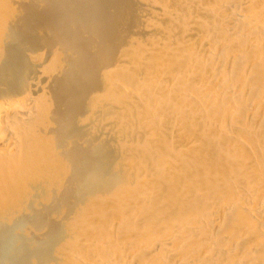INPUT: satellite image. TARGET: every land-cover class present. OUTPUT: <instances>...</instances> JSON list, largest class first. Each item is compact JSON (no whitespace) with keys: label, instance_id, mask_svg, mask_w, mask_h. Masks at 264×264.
Listing matches in <instances>:
<instances>
[{"label":"bare ground","instance_id":"bare-ground-1","mask_svg":"<svg viewBox=\"0 0 264 264\" xmlns=\"http://www.w3.org/2000/svg\"><path fill=\"white\" fill-rule=\"evenodd\" d=\"M21 5V0H0V264H32L31 259L43 263L59 245L62 233L75 234V242L57 252L55 264H264V0L143 4L151 17L162 16L164 21L154 28L159 37L150 38L161 54L158 51L159 58L154 55L142 73L138 61H132L134 66L124 77L138 80L150 98L149 91L158 92L154 99L137 103L147 116L145 123L151 109L159 110L161 117L150 119L149 129L142 124L145 130H137L136 122L131 127L139 135L144 132V137L148 133L157 144L143 143L149 148L141 149L137 140L133 146L140 147L132 149L128 138L131 149L126 145L130 153L128 159L123 157L124 170L108 178L101 169L100 144H92L88 151L78 149L77 154L76 150L78 168L72 175L76 182L69 181L75 184L71 188L64 184L69 188H63L62 194L70 191L82 197L105 190L107 196L102 191L100 198H107L110 205L107 208L103 202L101 207L99 198L98 206L93 205L100 210L96 207L98 213L88 215L85 226L75 228L72 220L64 225L60 221L62 225L39 240L34 225L23 230L21 212L40 211L43 203L38 197L50 198L64 186L55 189L52 180L58 161L54 156L59 154L51 144L55 88L40 57L16 44ZM21 60L27 63L24 75ZM86 215L85 220L78 219L85 222Z\"/></svg>","mask_w":264,"mask_h":264},{"label":"rangeland","instance_id":"rangeland-1","mask_svg":"<svg viewBox=\"0 0 264 264\" xmlns=\"http://www.w3.org/2000/svg\"><path fill=\"white\" fill-rule=\"evenodd\" d=\"M146 1H148V0H21V3H22L21 12L22 13H21L20 17H21L22 21H21L20 29L18 30L19 33L15 34V37L17 38L16 44H18L19 49L21 51H25V52H29V53L31 52V53L37 55V57L39 56L40 62L42 63V64L41 63L40 64H41V66H43V68L46 72V75H50V77H51V83H50L51 87L55 88L54 90L52 89V92H51V95H53V97L51 96L53 98L52 103H51L52 104L51 119L54 117L53 123H55L54 129H53V132L51 135L52 136L51 140L53 141V142L51 141L52 142L51 144L53 146L55 154L59 153L63 156V158H61L62 156L59 154L54 156V157L57 156L58 164H59V162H65V161L67 163V164L66 163H60L58 166V169L62 170L63 172L59 171V170H54V168L57 169V165H56L57 162H55L53 164V167L55 166L53 168V173L54 172L55 173L52 176V180H53L54 186H56L54 188L55 189L58 188L59 185L61 184L64 186V187L61 186L62 190L61 191L55 190L53 195L50 196V198L43 196V194L41 195V197H38V200L43 203V206L41 207L40 211L37 210L36 212L31 213V214H30V212H27L30 215L27 214L26 212H21L22 218L20 220L22 221V223H24V225L22 224L24 226V227H22L23 230H29L34 225L33 229H35V232H37V233H35L36 234L35 235L36 240L37 239L39 240L40 235H41L40 239H42V237L44 238L45 235H47L49 233V230L53 229L54 227H59L61 222H62V224L63 223L70 224L71 220H72L73 222L71 224L75 228L83 227V225L85 226L87 223H89L88 215L89 214L94 215L93 214L94 210H96L98 208L97 204L100 203L99 198L102 197L101 196L102 191H104L103 192L104 195L106 193L105 190H102V191L99 190L98 191L99 193L94 192V195L93 194L90 196L89 195L88 196L82 195L83 198L80 195H76V194L75 195L77 197L74 196V194H73L74 192L71 193L70 191L63 192V194H62L63 188L66 189L68 184H69V187L71 188V185L76 182L75 177L73 178V176H72L73 173L75 174L76 169L78 168L77 167L78 165H76V164H78L77 163L78 157H77V155H75L76 150H77L76 151V154H77L78 149L80 151V149L83 150V147H84V149L87 148V149H85V151H88V150H90V147L92 148L94 145L100 144L99 147H100V152H101L100 155L101 156H100L99 160H100L102 167H105V168L101 167V169H102L103 176H104V174L105 175L107 174L106 175L107 177L106 176L105 177L108 178L111 175L118 174V172H120V171L123 172L124 167H125L124 164L126 163L125 160L129 158V157H126V156H128V155H126V153H128V154L130 153L129 149H131V145H132V149L135 147L139 148L140 146H137V145L140 143L141 146L143 145L142 147H140L141 149H143V148L148 149L149 147L155 146L157 144V143H155V141H150V139L148 137V133H147V137H144V136H146V134L144 132H141L139 135V134H137V130L149 129L150 124L148 123V121L150 119L152 120L156 116V114L158 115V116H156L158 118L160 116L159 115L160 111L159 110L154 111L153 109H151L153 112H151L152 115L150 114L151 116H149V118H148L149 120H147V122H146L148 124H146L144 122V120H145L144 118H146L147 116L145 117L143 112L140 113V110L142 111L143 109L140 108V105H139L140 103L138 104L137 102H139V100L141 101L143 98H144V100L148 99V98H149V100L152 98L154 99L155 97L158 96V92H156L154 90L149 91V94L151 93L154 96V97L152 96L150 98V97H148V94L145 93V88H143V85H142V87H141V85L138 86V82H139L138 80L132 81L130 78H128V79L125 78L126 77L125 74H127V72L132 68V66H134L132 64L133 63L132 61H134V60L138 61L139 69L142 70V71H140V70L139 71L142 73L149 66L148 63L153 61V58H155V56H157L156 59L159 58L158 57V51L159 50H157V48L159 46L155 43L156 41H154V40L152 41L154 44L150 43L151 42L150 38L151 37L156 38L157 36L159 37V34H156L157 32H156V29H154V28L157 26H160L164 21L161 20L162 16L161 17L160 16H153L154 17L153 18V17H151L150 13L146 12V8H144ZM149 1H153V0H149ZM32 11H33V14H32ZM157 23L159 25H157ZM152 24H153V26H152ZM146 25H147V28H146ZM148 26H150V27H148ZM148 28H150L151 31H149L150 29H148ZM33 32H35V33H33ZM148 33L151 35H149ZM149 43H150V45H148ZM140 45L142 47H140ZM139 49H141L142 51H140ZM40 50H42V52ZM134 50L135 51L137 50V51L135 52ZM122 51H124V52H122ZM153 51L156 53H154ZM161 52H162V50H161ZM132 53H134L133 54L134 56L132 55ZM159 53H160V51H159ZM138 54H139V56H138ZM142 54L144 56H142ZM123 55H124V57H123ZM129 56H130V58H129ZM135 57H137V58H135ZM131 58H133V59H131ZM88 59H90V60H88ZM91 59L94 62H92ZM46 61H49V62L46 63ZM140 61H143V63ZM145 62L147 64H144ZM24 63H25V60H21V65L24 67L23 68V71H24L23 75L25 74V72H26V74L28 73V71L26 69L27 63H25V64ZM76 63H78V64H76ZM131 64H132V66H131ZM77 67H79V68H77ZM46 68H48V69H46ZM140 72H139V74H140ZM51 73H53V74H51ZM57 78H58V80L56 81ZM122 78H124V79H122ZM119 80H120V82H119ZM57 82H59L60 85L57 84ZM52 83L54 85L57 84V86L56 85L54 86ZM65 83H67V84H65ZM107 85H108V87H107ZM102 88H103V90H102ZM143 90H144V92H143ZM135 92L138 94H136ZM136 95H138L139 97L135 98V97H137ZM136 99H138V101ZM149 100H147V101H149ZM89 104L91 107L88 106ZM125 105L126 106L128 105V106L125 107ZM128 107L132 112L128 109ZM133 110H135V112ZM93 113H94V116H93ZM137 114H142L141 116L143 117V115H144V117L139 118L140 115L137 116ZM98 115L100 116V118ZM131 115L134 117H132ZM129 118H130V120L133 118L134 119L136 118V120H134V119L131 120L130 122L134 121L132 124L129 122ZM137 118L139 119L138 121H137ZM93 119H94V121H93ZM140 120H141V122H140ZM151 120H150V122H151ZM135 122H136V124H135ZM134 124H135V128L137 130L131 131V127H133ZM142 124H145L147 128L145 127V129H144V125H142ZM87 125L90 128L93 126L92 127L93 129L92 128L90 129ZM160 125H163V127L166 126L165 122L164 123L161 122ZM98 128H99V130H98ZM135 128H133V129H135ZM132 132H136V134L133 135L134 133H132ZM134 136H136V138ZM128 138H129V140H130V138L132 139L130 141L131 142L133 141L132 142L133 144H131V142L129 140H127ZM99 140H100V142H98ZM137 140L138 141L142 140L143 142L141 143L139 141L138 144H136V146H133L134 142L137 143ZM114 141H115V143H114ZM120 142L123 144V147H122V144ZM148 142H149V144L147 145L146 143H148ZM152 142L155 145H153ZM55 143H56V146H55ZM128 143H130L131 145ZM143 143L146 146H149V145H151V146L146 148V147H144L145 145ZM92 144H94V145H92ZM118 144L121 145L123 150L121 148H119L120 145H118ZM112 145H115L116 148ZM126 145L129 147V149H127L128 147ZM70 146H72V147H70ZM73 146H74V148H73ZM81 146H82V148H80ZM117 146L119 149H117ZM76 147H79V148H76ZM88 147H89V149H88ZM124 147H126L125 148L126 151H125ZM65 149H67V150L70 149V150L67 151ZM60 150H61V152H59ZM72 150L74 151L73 153L75 156H72V154H73ZM64 152L66 155L64 154ZM120 152L121 153L123 152L125 155L123 153L121 154ZM160 152H162L161 155L162 154L167 155L166 153H164L163 150H161ZM121 155H123V156L121 157ZM69 157H70L71 161L74 158L72 161L74 163H72L70 161ZM123 157L126 159H123ZM159 157L160 156H157L158 159H159ZM161 157H163V156H161ZM62 159H63V161H62ZM54 160H56V158ZM123 161H124V163L122 164ZM110 164H111V166H109ZM115 164L118 168L115 167ZM117 164H119V165H117ZM66 166L68 167V169H66L67 168ZM74 167L76 169H74ZM104 170H105V172H104ZM110 171H112V172H110ZM62 174L64 177L62 176ZM73 179H75V180H73ZM70 180L73 181L72 184L69 182ZM64 184H66L67 186ZM73 185H75V184H73ZM69 187H67V188H69ZM68 192H69V194H68ZM55 196L57 198H55ZM78 196H80L81 198L80 197L78 198ZM96 196L98 198V202L94 203L95 201H97V200H95V199H97ZM105 196H107V195H105ZM63 197H66L67 199L66 198L63 199ZM84 197H86V198H84ZM22 198H23V196H22ZM22 198H21V200H22ZM25 198H26V196H24L22 201H25ZM68 198L70 201H68ZM86 199H89L92 201H89ZM93 199H94V201H93ZM85 200H86V203H84ZM88 201H89V203H87ZM77 202H79V203H77ZM91 202H93V203H91ZM103 202H105L104 206L108 208L107 205H110L108 203L109 200L107 198H105V200H103V198H102L101 199L102 204H100V206L103 205ZM53 203L55 204V206H53L54 205ZM90 203L92 205L93 204L97 205V206H95V205L92 206L95 209H92ZM86 204H88V205H86ZM44 205L45 206L47 205L46 206L47 208ZM49 205H51V206H49ZM72 206H73V208H72ZM70 208H72V209H70ZM87 208H89L90 210ZM99 208H98V210H100ZM78 209H80L81 211L84 209V211L81 212L83 214H80V210H78ZM86 209H87V211H91L92 213L91 212H89V213L85 212ZM45 210L47 211L48 216L50 213L49 217L47 216V213ZM98 210H96L95 213L96 212L98 213ZM84 213L87 214L86 215L87 220L85 222H84L85 216L83 217ZM74 214H76V215H74ZM79 214L81 217L79 216ZM39 215H40V217H39ZM92 215H89V216L91 217ZM73 216L74 217L76 216L74 218L75 220L73 219ZM30 217H31V221L28 219ZM79 217H80V219L83 217L82 218V219H84L83 222H82V220L78 219ZM77 219L79 221H81L82 224L79 223V221ZM38 220H39V222H38ZM74 221H75V223H74ZM36 222H38V223H36ZM45 222H46V224H44ZM76 223H77V225H76ZM78 224L80 227L78 226ZM77 230H79V229H77ZM42 233H45V234H42ZM64 233H65V231H64ZM37 234L39 235V237ZM67 234L62 233L63 236H61V239L59 240V245L58 244L54 245L55 247H53V249L50 252V256L52 258L49 256L48 259L50 261L47 259L46 261H44L45 264H51V263L55 264L57 262L55 260H58V257H59L58 254L61 251H63L64 249H68L69 246H71L73 244V242H75V237H76L75 234L73 235V234L69 233L68 236H67ZM64 235L70 241L67 240V238H65ZM69 237H71V238H69ZM72 238H74V240ZM57 252H58V254H57ZM34 260L35 259H33V260L31 259L29 263L34 264ZM44 262L40 263V264H44ZM35 264H39V263H35Z\"/></svg>","mask_w":264,"mask_h":264}]
</instances>
